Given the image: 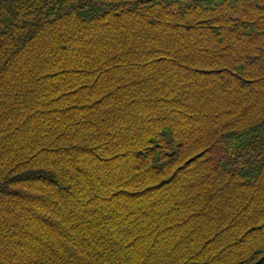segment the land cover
Here are the masks:
<instances>
[{
    "label": "trees",
    "instance_id": "16d2710c",
    "mask_svg": "<svg viewBox=\"0 0 264 264\" xmlns=\"http://www.w3.org/2000/svg\"><path fill=\"white\" fill-rule=\"evenodd\" d=\"M0 264H264V0H0Z\"/></svg>",
    "mask_w": 264,
    "mask_h": 264
}]
</instances>
